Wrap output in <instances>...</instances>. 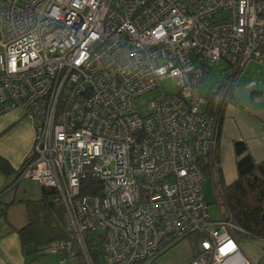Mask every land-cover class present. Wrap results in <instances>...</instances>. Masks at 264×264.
Wrapping results in <instances>:
<instances>
[{"label": "built area", "instance_id": "1", "mask_svg": "<svg viewBox=\"0 0 264 264\" xmlns=\"http://www.w3.org/2000/svg\"><path fill=\"white\" fill-rule=\"evenodd\" d=\"M251 59L264 63V0H0V116L32 120L18 179L66 210L55 264H92L86 233L103 264H151L195 233L190 264H254L202 197L218 119L198 93L206 63L235 74ZM165 79L176 91L140 116L135 100Z\"/></svg>", "mask_w": 264, "mask_h": 264}, {"label": "trees", "instance_id": "2", "mask_svg": "<svg viewBox=\"0 0 264 264\" xmlns=\"http://www.w3.org/2000/svg\"><path fill=\"white\" fill-rule=\"evenodd\" d=\"M230 71L229 68V71L223 72L222 81L217 90L207 99V108L204 111L207 116H217L218 135L225 97L230 96L233 81L239 72L231 74ZM231 79H233L232 83L226 90ZM216 96L219 102L215 101ZM223 97V102H220ZM233 150L236 158V179L229 185H224L221 181L217 183L221 195L220 205L226 211L227 217L241 230L237 232L238 236L243 234L251 239L264 241V160L255 162L246 144L241 141L233 142ZM217 158L218 149L215 153V161L218 165ZM0 172L7 177L14 173L11 166L2 158H0ZM203 173L206 176V171ZM18 175L19 170L16 171V178ZM56 198L55 190L41 187L40 197L37 200L25 202L24 223L20 228H14L7 221L10 204L0 202V239L6 234L16 233L21 247L31 246L32 252L35 253L48 249L54 243L67 240L71 234L70 224L64 206L56 201ZM187 238L193 242L192 252L194 253L197 250L198 241L203 236L195 233ZM95 242L94 235L92 237L90 233L84 235V244L92 264H103L99 245L95 247ZM78 264H86L81 254L78 256Z\"/></svg>", "mask_w": 264, "mask_h": 264}, {"label": "crops", "instance_id": "3", "mask_svg": "<svg viewBox=\"0 0 264 264\" xmlns=\"http://www.w3.org/2000/svg\"><path fill=\"white\" fill-rule=\"evenodd\" d=\"M251 61L252 59L238 72L233 83L243 79V75L239 76L240 72L247 74L246 72L253 70L258 82L254 84V88L257 89L260 86L264 89V63L255 59L254 62ZM232 89L233 84L230 96L225 99L221 111L217 145L218 165L212 173L206 171V175H210L212 180L215 174L216 182L221 181L224 185H229L236 179L233 142H244L255 162L264 160V95H261L259 91L251 90L254 98H251L249 105L243 107L235 96L236 91L234 93ZM242 89L250 91L249 84L246 83ZM220 102H223V98ZM33 139L32 120L19 110H11L0 116V158L5 160L14 171L9 177L0 172V201L9 187L19 183L16 171L29 156ZM27 248L32 249L31 246L22 248L16 233L6 234L0 239V264H30V261H32L31 264H41L37 257L29 259ZM32 253L34 255L35 252Z\"/></svg>", "mask_w": 264, "mask_h": 264}, {"label": "rangeland", "instance_id": "4", "mask_svg": "<svg viewBox=\"0 0 264 264\" xmlns=\"http://www.w3.org/2000/svg\"><path fill=\"white\" fill-rule=\"evenodd\" d=\"M251 62H254L252 59ZM258 64V63H257ZM228 65L226 62H221L219 64L206 63L205 75L198 85V93L201 98L205 100V105L201 107L202 112L207 108V99L211 97L212 92L217 90L219 83L222 81L223 72L228 71ZM244 73V74H243ZM240 72V75H243V79L233 83V91H236V98L239 99V102L243 107L249 105L251 102L252 96L251 90L261 92V95H264V89L260 86L257 89L254 88V84H257V76L253 70L246 72ZM249 84V90H243L245 84ZM261 84V82H259ZM165 94H172L176 91V87L172 80L165 79L162 80L159 84V88L149 92L145 95L140 96L135 100V107L140 116H145L148 113V105L159 96L160 92ZM224 93V89H223ZM239 97H238V96ZM215 101L219 102L218 97H215ZM214 181V182H213ZM41 187L38 183L22 179L17 185H12L9 187L5 194L2 196V204H10L9 210L7 212V221L14 228H20L24 223V204L27 201L37 200L40 197ZM202 197L204 203L207 207V211L212 220L217 221L221 219V215L227 217L226 211L220 205L221 195L220 188L216 182V176L214 174L213 180L210 175L205 176V181L201 189ZM220 205V206H219ZM93 235H91L92 237ZM99 240L96 239L94 246H98ZM192 244L193 242L185 238L168 250L158 255L151 264H190L192 259ZM239 247L243 254L250 259L254 264H264V241L251 239L244 236L243 234L239 235ZM99 249V248H98ZM29 253V259H34L37 257L41 264H54L55 256L48 253V250L45 249L42 252L34 253L32 255V249L27 248ZM32 253V254H31ZM32 261H30L31 264Z\"/></svg>", "mask_w": 264, "mask_h": 264}]
</instances>
